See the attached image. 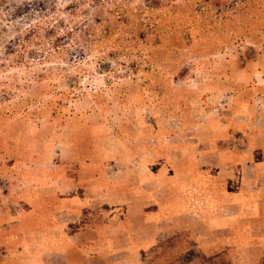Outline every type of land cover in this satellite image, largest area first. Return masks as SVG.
Returning a JSON list of instances; mask_svg holds the SVG:
<instances>
[{"label": "rangeland", "instance_id": "rangeland-1", "mask_svg": "<svg viewBox=\"0 0 264 264\" xmlns=\"http://www.w3.org/2000/svg\"><path fill=\"white\" fill-rule=\"evenodd\" d=\"M256 127H264V0H0V206L8 211L11 189L24 185L16 173L50 179L26 163L53 146L74 143L83 174L85 161H155L160 189L171 169L189 173L181 161L248 158L233 138L218 147ZM7 236L0 230V264H40L37 247L7 261L22 248Z\"/></svg>", "mask_w": 264, "mask_h": 264}, {"label": "crops", "instance_id": "crops-1", "mask_svg": "<svg viewBox=\"0 0 264 264\" xmlns=\"http://www.w3.org/2000/svg\"><path fill=\"white\" fill-rule=\"evenodd\" d=\"M253 129L218 147L233 138L248 158L181 161L189 173L171 169L160 189L155 161H85L83 174L72 142L36 153L26 165L50 179L16 173L24 183L11 189L16 202L9 211L0 206L1 219H16L0 224L4 243L19 239L22 247L7 261L37 247L40 264H124L127 257L137 264H264V143L256 146L264 127ZM29 216L36 221L19 222Z\"/></svg>", "mask_w": 264, "mask_h": 264}]
</instances>
